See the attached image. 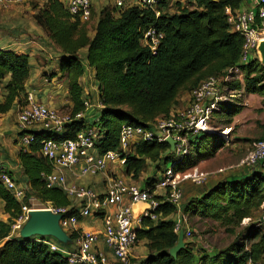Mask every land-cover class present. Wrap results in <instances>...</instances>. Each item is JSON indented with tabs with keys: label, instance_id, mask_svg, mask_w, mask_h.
<instances>
[{
	"label": "trees",
	"instance_id": "16d2710c",
	"mask_svg": "<svg viewBox=\"0 0 264 264\" xmlns=\"http://www.w3.org/2000/svg\"><path fill=\"white\" fill-rule=\"evenodd\" d=\"M183 1L186 4H174L176 10L172 12L168 8L170 0H159L154 8L105 6L99 11L92 36L87 22L72 17L59 0H46L38 8L34 21L60 53L58 68L64 74L71 102L68 113L73 116L84 112L79 79L85 66L94 73L100 109L92 123L72 120L60 135L32 132L33 140L27 149L20 148L18 153L27 185L26 197L67 208L64 216L77 214V208L71 206L61 189L45 185L44 177L52 168L40 154L43 140L70 139L90 125L98 130L97 154L115 151L122 126L149 127L157 119L166 118L174 111L181 92L191 91L209 76H223L228 68L239 67L242 80H231L224 86L257 95L264 108V69L257 58L239 63L243 39L229 30L225 13L226 8H241L245 0ZM149 28L162 34L154 54L141 44L142 35ZM83 50L85 54L81 57ZM28 75L27 55L0 48V114L8 113L14 103L23 101ZM237 102H219L211 117L222 124L230 123L231 117L242 110ZM196 140L192 154L189 152L179 160L166 142L139 141L127 155L123 173L137 179L146 165H152L158 175L147 177L142 186L151 189L167 168L184 172L198 161L213 158L224 145L219 134L210 131L189 137L191 147ZM259 140H264V136ZM250 170L242 177L217 182L185 202L181 200L179 207L164 196H154L159 202L149 213L154 219L141 216L136 229L137 240L145 242L147 254L139 260L129 259V264H246L248 261L264 264V229L251 225L247 226L243 238L224 248L208 253L185 242L176 258L168 254L177 242L174 232L177 212L188 223L205 219L231 232L244 218H251L260 210L264 205V172L258 168ZM0 199L11 222L21 215L20 204L1 184ZM25 205L28 206L27 201ZM9 230L10 225L0 222V264H66L61 254L48 250L33 237H12ZM69 238L74 240L76 233L69 234Z\"/></svg>",
	"mask_w": 264,
	"mask_h": 264
},
{
	"label": "built area",
	"instance_id": "2783aa9c",
	"mask_svg": "<svg viewBox=\"0 0 264 264\" xmlns=\"http://www.w3.org/2000/svg\"><path fill=\"white\" fill-rule=\"evenodd\" d=\"M26 0H0V5L21 4ZM159 0H113L116 9L127 6H146L154 8ZM64 6L68 13L80 21L89 18L91 0H66ZM229 30L239 34L242 47L239 63L245 64L256 58L255 48L259 39L264 38V0H245L243 6L237 10L225 9ZM162 34L154 28L147 29L141 38V44L155 53ZM242 80L239 67L234 66L225 70L223 76H209L189 92L187 106L173 111L169 116L157 119L149 127L129 126L121 127L118 137V146L115 151L96 154L95 142L98 139V130L95 126L86 125L73 138L56 140L52 137L41 142L40 154L49 162L52 171L44 177L47 188L61 189L71 201V206L77 208V214L64 216L67 208L54 207L50 203L42 209L61 214L59 225L69 235L75 233L79 218L99 217L102 230L80 231L76 233L75 247L72 250L57 244L51 237L34 236V241L47 246L48 250L61 254L66 264H129V253L138 242L136 229L140 226V218H136L132 207L135 204H146L142 215L149 214L159 204L154 196H164L169 202L180 206L182 188L180 183L190 179L194 185H201L205 175L200 173L186 174L174 172L167 168L151 189L143 188L133 183L125 182L115 174H109L108 168H124L127 155L132 146L139 141L165 142L167 138L174 141V156L179 158L190 152L189 137L209 130V120L212 112L217 110L221 101H229L227 96L232 92L224 86L225 82ZM237 92V91H235ZM99 102V101H98ZM84 112L71 116L68 112L61 113L39 102L30 94H26L23 101L17 106V127L22 131L20 142L22 149H27L33 140L32 132L27 130L36 128L50 134L60 135L64 126L72 120L84 119L90 102L83 98ZM100 106V103H98ZM26 132V133H25ZM251 149L240 161L247 168H258L264 172V140L251 143ZM81 163V175L104 174L105 190L102 195L84 185L70 184L65 176V170ZM1 186L20 204L21 215L12 224V232L19 231L27 219L29 208L25 205L33 201V197H26V190L20 186L11 175L0 168ZM257 217L244 218L241 223L254 228L264 229V205ZM240 223V224H241ZM182 230L184 241L192 238V230L187 226L184 215L178 213L174 222V232ZM101 239L113 256L110 260L96 247ZM246 264H251L248 261Z\"/></svg>",
	"mask_w": 264,
	"mask_h": 264
},
{
	"label": "crops",
	"instance_id": "0c3cea01",
	"mask_svg": "<svg viewBox=\"0 0 264 264\" xmlns=\"http://www.w3.org/2000/svg\"><path fill=\"white\" fill-rule=\"evenodd\" d=\"M63 4L66 0H59ZM46 0H26L21 4H7L0 5V48L10 50L15 54H25L28 58L29 75L24 84L26 94H30L34 99L61 113H66L71 107V102L68 100L66 80L63 72L58 68V60L60 53L56 47L49 41L43 30L36 25L34 21V14L38 8L41 7ZM102 0H91V13L86 21L95 25L99 11L103 8ZM106 2L105 6H113V0H103ZM92 26V28H93ZM92 32L89 34L93 35ZM85 50L80 52L83 57ZM84 63V61H83ZM80 87L82 89V97L90 102V107L85 112V123H92L98 117L100 106L98 105V94L95 86L94 73L91 69L85 66V72L79 79ZM189 94L181 92L173 106V110H180L188 102ZM17 103H14L11 110L6 114H0V168L7 171L11 177L25 190H27L26 180L22 172L18 160V153L22 147L20 136L22 131L17 127ZM37 131L32 128L27 130V133ZM26 133V132H25ZM97 154V151H92ZM81 163L73 166L69 170H65V176L70 184H79L88 186L97 194L102 195L105 190V176L104 174L97 175H81ZM246 169V170H245ZM240 172V175L230 174L217 180L206 182L205 185H188L184 184L182 190V202L200 195L212 185L223 181L227 178L242 177L249 174V168H245ZM109 174H115L121 177L125 182L131 183L133 180L138 182V186H144V180L150 176L146 173H141L137 179H132L123 173V168L109 167ZM157 172V171H156ZM158 172L156 173V176ZM3 201L0 199V222L9 224L10 217L3 211ZM146 208V204H135L132 209L134 216L140 218L142 210ZM178 216L175 215V219ZM102 223L99 217L79 218L76 224V232L80 231H97L102 230ZM75 240V239H74ZM63 246L67 250H72L75 247V241ZM137 242L129 253V259L144 258L147 254V249L140 246L141 243L145 245L142 240ZM2 242H0V246ZM96 247L102 251L110 260L113 256L109 249L105 246L101 239L98 240ZM144 249V251H143Z\"/></svg>",
	"mask_w": 264,
	"mask_h": 264
},
{
	"label": "rangeland",
	"instance_id": "374dc122",
	"mask_svg": "<svg viewBox=\"0 0 264 264\" xmlns=\"http://www.w3.org/2000/svg\"><path fill=\"white\" fill-rule=\"evenodd\" d=\"M101 4H104L103 7L108 5L106 2H103V0ZM174 4L185 5L186 2L183 0H170L168 6L170 12L176 10V6ZM92 26L91 22L87 23L89 34L92 32ZM189 92L190 91H187L188 94ZM227 96L230 97L229 101L233 102H237L236 99H240V102L237 103L242 106L241 112L233 115L231 117V122L228 124L217 122L212 116L209 120L208 127V131L219 134L224 141V145L218 150L213 158L198 161L195 166L182 172L183 175H192L195 173L204 174V182L201 186L205 185L206 182L217 180L218 178H223L224 176H229L230 174L238 173L240 175V172L246 168L244 165L240 164V161L245 158L247 153L250 151V147L252 145L251 143L264 136V108L261 106L260 97L255 94H246L242 90L238 92L232 91ZM186 106L187 104L183 106V108ZM197 142L198 140L194 141V144L190 149L191 154L192 148H194ZM179 159L180 158H177V160ZM169 165L171 166L170 162L168 163V166ZM156 171L157 169H154L152 165H146L143 173L150 175L148 176L149 178L156 176ZM131 183L138 185V182L135 180ZM184 184L194 185L190 179H184L180 183L182 190ZM45 206L46 203L40 202L37 199L28 203L29 209H42ZM259 211L253 216V218L259 215ZM13 221H10L8 224L10 225L9 236L19 237L18 231L14 230V232H12ZM187 226L192 228L193 233L192 238L189 239L188 242L191 243L193 248L205 249L209 253L213 250L224 248L241 237L243 238L246 234V228L248 225L241 223L238 226L233 227V231L230 232L228 231V228L219 225L217 222L205 219H194L189 223L187 222ZM141 242L142 241L139 243ZM56 243L60 244L58 241H56ZM140 246L144 248L145 245L141 243ZM132 260L139 259L132 258Z\"/></svg>",
	"mask_w": 264,
	"mask_h": 264
},
{
	"label": "water",
	"instance_id": "95a60500",
	"mask_svg": "<svg viewBox=\"0 0 264 264\" xmlns=\"http://www.w3.org/2000/svg\"><path fill=\"white\" fill-rule=\"evenodd\" d=\"M256 58L259 65L264 69V38H261L256 43L255 48ZM165 142L169 145L170 151L174 150V141L167 138ZM61 214L52 213L49 210L34 208L29 209L27 219L18 231V236L23 239H29L34 236L51 237L63 245L71 243L69 235L59 225ZM185 241L183 231L180 230L177 234L176 244L168 250V254L172 258H176L177 254L184 247Z\"/></svg>",
	"mask_w": 264,
	"mask_h": 264
},
{
	"label": "clouds",
	"instance_id": "9594fccd",
	"mask_svg": "<svg viewBox=\"0 0 264 264\" xmlns=\"http://www.w3.org/2000/svg\"><path fill=\"white\" fill-rule=\"evenodd\" d=\"M232 91V90H231ZM233 91H237V90H233ZM238 92V91H237Z\"/></svg>",
	"mask_w": 264,
	"mask_h": 264
}]
</instances>
